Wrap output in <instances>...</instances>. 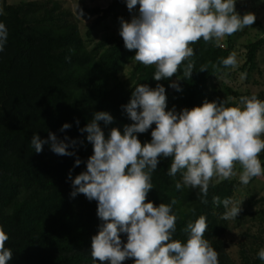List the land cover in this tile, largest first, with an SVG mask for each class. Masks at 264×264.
Returning <instances> with one entry per match:
<instances>
[{
  "label": "trees",
  "instance_id": "obj_1",
  "mask_svg": "<svg viewBox=\"0 0 264 264\" xmlns=\"http://www.w3.org/2000/svg\"><path fill=\"white\" fill-rule=\"evenodd\" d=\"M0 11V22L8 29L5 50L0 53V227L8 234L6 247L13 253L7 264H100L91 257L92 237L104 223L97 215L98 202L79 193L74 198L70 196L73 191L68 179L70 170L73 179L85 172L87 160L93 155L87 133L79 129L91 122L94 113L103 111L113 117L109 124L98 122L105 138L112 128L123 134L124 126L133 121L122 106L130 102L132 92L140 84L152 89L157 84L164 86L166 111L174 108L177 113L213 99L222 102V93L240 97L225 84L232 67L226 68L221 63L232 52L236 53L235 44L230 36L223 47L201 39L190 45L195 53L190 58L195 63L191 78L183 75L188 63L185 61L176 75L156 81L155 66L146 67L135 61V50H127L119 35L120 18L129 14L126 0H113L106 9L81 10L96 17L85 33L74 14L59 0H21L13 4L3 0ZM108 17L119 26L118 31L99 37L96 30ZM244 51L240 71L246 83L258 84L254 75L262 73L264 35L250 41ZM202 65H207V70L200 71ZM173 82L180 91L170 86ZM253 94L264 101V91L246 92L249 97ZM65 123L71 127L61 132ZM155 127L153 124L147 132L135 135L142 144L150 143ZM49 132L59 140L68 137L66 143L76 140L75 147L68 149L75 155L59 156L50 150L49 144L36 153L30 143L33 134L47 139ZM77 158L81 163L74 166ZM173 159L158 158L157 169L152 173L154 187L146 200L157 207L160 203L171 204L173 199L177 201L172 205V213L177 217L173 239L186 243L188 234L183 229L204 216L207 223L204 238L218 252L219 264H264L257 255L264 248V230L252 235L247 229L238 245L237 259H233L226 242L231 222L222 219L223 205L213 203L214 196L234 201L240 191L249 193L248 187L258 177L247 185L235 176L219 182L216 178L210 182L207 203H202L197 195L199 189L175 188L180 174L176 178L168 175ZM259 159L264 167V152ZM255 197L251 194L239 215L232 219L236 227L242 226L248 216L255 217L252 210L264 201H256ZM120 235L126 243L127 234ZM123 264H134V258Z\"/></svg>",
  "mask_w": 264,
  "mask_h": 264
},
{
  "label": "clouds",
  "instance_id": "obj_2",
  "mask_svg": "<svg viewBox=\"0 0 264 264\" xmlns=\"http://www.w3.org/2000/svg\"><path fill=\"white\" fill-rule=\"evenodd\" d=\"M236 0H126L129 12L139 5V15L130 22L120 18L119 35L127 50H135L134 60L144 66H155L156 81L173 77L185 62L183 75L191 78L195 63L190 60L194 49L190 46L201 39L223 47L224 37L249 27L256 20L249 12L242 17L235 11ZM2 14V11H0ZM82 15V12L80 13ZM8 29L0 22V53L5 50ZM224 67H237V55L232 52L221 61ZM216 68V65H213ZM207 70L202 65L200 71ZM171 87L180 91L177 83ZM164 86L155 89L140 84L132 92L127 105L122 106L131 121L123 134L112 128L106 139L99 121L109 124L113 117L107 112H96L81 133L93 145V155L86 163V171L72 178L71 197L83 194L89 201L98 202L97 215L104 221L97 235L92 237L91 257L100 264H123L134 258V264H219L218 252L204 238L206 218L200 216L189 222L184 232L186 243L173 239L177 217L171 204L155 206L146 202L153 189L152 173L157 169L158 158L174 157L168 175L180 178L175 188L199 189L202 203L208 195L213 178L217 181L237 175L235 167L241 166L239 181L247 185L254 177L264 175L259 155L264 152V101L256 95L241 96L235 106L229 101H205L191 110H167ZM77 125L79 120L76 121ZM151 131V142L142 144L135 135ZM71 127L62 125L63 132ZM59 140L49 132L47 139L34 133L30 141L36 153L49 144L59 156H74L69 147L76 140ZM83 143V141H81ZM77 158L74 166H79ZM213 203L223 205L224 220L235 219L242 211L231 198L213 197ZM127 234V242L121 240ZM9 236L0 227V264H7L13 253L6 247ZM264 261V248L257 253Z\"/></svg>",
  "mask_w": 264,
  "mask_h": 264
},
{
  "label": "rangeland",
  "instance_id": "obj_3",
  "mask_svg": "<svg viewBox=\"0 0 264 264\" xmlns=\"http://www.w3.org/2000/svg\"><path fill=\"white\" fill-rule=\"evenodd\" d=\"M7 4L17 3L21 0H5ZM31 1V0H29ZM63 7L69 9L76 19L79 21L81 30L85 33L86 29L91 26L92 22L96 19V17L91 16L88 13L80 14L81 10H91L94 8L106 9L108 5L113 0H59ZM3 0L0 1L2 4ZM235 11L241 17L249 12L255 14L256 20L253 25L249 27H245L242 30L234 33L230 36L231 41L235 44L236 47V55H237V67L232 68L228 79L225 80V84L232 88L234 91L238 92L241 96H246V92L259 93L264 91V63L260 65V69L262 73L255 74L254 80L258 82V84L246 83L244 74L240 71V67L244 63V46L247 45L250 41H254L259 37L264 35V0H236L235 3ZM133 15H139V5L133 9L132 12L124 19L125 21L130 22ZM119 26L115 25L112 17H108L103 20L98 26L96 33L98 32V36H102L108 34L112 31H118ZM227 40V36L223 38L221 43L224 45ZM264 59V55L262 57ZM261 60V58H260ZM130 67L126 69L124 72V76L129 72ZM240 97L227 96L223 93L220 94V98L224 100H228V104H238ZM215 101L214 99L211 101ZM227 104V105H228ZM242 171L241 166H238L236 178L239 179V173ZM212 181H216V178H213ZM250 192L248 191H240L236 194L234 202L238 205H241V209L247 204V202L251 199V194H255V200L258 201L260 199L264 200V176H258V178L248 187ZM251 193V194H250ZM255 213V217L248 216L243 221V225L240 227H236V223L233 220H230L231 228L230 231L226 235V242L228 245V253L231 255L233 259H237L238 256V245L244 239L242 234L246 232L247 229H250V233L252 235H257L261 230H264V201L255 206L252 210ZM253 218V219H252ZM236 227V228H234Z\"/></svg>",
  "mask_w": 264,
  "mask_h": 264
}]
</instances>
